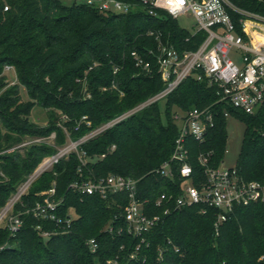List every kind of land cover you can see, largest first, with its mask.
Returning <instances> with one entry per match:
<instances>
[{
  "label": "trees",
  "instance_id": "1",
  "mask_svg": "<svg viewBox=\"0 0 264 264\" xmlns=\"http://www.w3.org/2000/svg\"><path fill=\"white\" fill-rule=\"evenodd\" d=\"M69 1L65 5L60 0H0V210L42 160L56 154L68 139L80 140L164 88L156 64L150 72L142 71L135 66L133 51L156 50L162 41L183 54L196 49L205 37L203 32L193 35L181 28L162 9L150 14L141 0H124L132 4L127 14ZM229 1L239 10L264 17V0ZM229 12L242 33V15ZM8 66L15 69L17 84L7 83ZM219 98L206 78L189 77L163 101L81 144L78 151L85 153V164L77 152L59 160L14 205V214H21V228L12 235L0 227V264H264V203L236 207L219 227L213 209L202 213L198 205L172 207L164 215V205H157L162 194L176 199L181 193L176 169L173 179L156 173L175 149L176 109L211 106L214 114L204 142L187 138L194 184L205 180L200 154H210L211 167L223 161L228 138L225 113L246 127L237 170L246 181L264 182V112L249 115L218 102ZM35 107L47 112L45 126L29 119ZM53 133V146L42 141L23 148V153H3L25 138L45 139ZM111 174L136 179L146 213L161 215L142 238L128 232L126 194L102 198L70 187L77 180ZM52 188V198L60 201L59 222L37 219L31 212ZM45 232L50 234L46 238ZM90 239L99 244L95 252L88 245Z\"/></svg>",
  "mask_w": 264,
  "mask_h": 264
},
{
  "label": "built area",
  "instance_id": "2",
  "mask_svg": "<svg viewBox=\"0 0 264 264\" xmlns=\"http://www.w3.org/2000/svg\"><path fill=\"white\" fill-rule=\"evenodd\" d=\"M76 1L105 13L127 14L132 8V4L124 0ZM141 2L149 6L150 14H155L156 9H162L177 19L181 15L190 13L197 22L196 29L191 33L193 35L205 33L203 41L196 49L183 54L162 41H159L156 50L149 49L144 54L137 51L131 53L135 66L142 71L150 72L153 63L156 64L157 71L165 84L164 88L134 108L94 129L80 140L58 148L56 154L44 158L34 173L0 210V227L7 228L12 235L23 223L21 214H14L13 207L42 173L50 171L54 164L68 157L71 152H77L81 163L85 164L87 162L85 153L78 151L81 144L111 129L143 108L163 101L189 77L199 81L206 78L211 86L217 88L220 97L218 102L249 115L264 112V17L239 10L229 0H141ZM7 9L6 7L5 10ZM230 10L242 15L240 19L242 33L237 32ZM232 54L235 55V59L232 58ZM149 56H152L153 62L149 60ZM11 68L8 66L5 69ZM225 116L228 118L230 115L225 113ZM173 119L179 129L175 149L170 159L163 163L156 173L173 179L176 169L181 180V193L176 199L173 194L166 193L158 198L157 205L165 207L164 215L168 214L172 207L180 209L198 205L202 207V213L207 209L217 212L216 227H219L231 218L236 207L264 203V182L246 181L236 167L209 166L210 154H200L199 161L205 167V180L199 185L194 184L192 166L188 161L187 138H193L200 143L206 140L209 128L214 125L211 106L191 110L176 109ZM86 124L91 125L90 122ZM42 141L44 139H36L34 143ZM137 184L136 179L111 174L77 180L70 187L82 194H97L102 198L115 193L126 194L128 204L124 208V213L128 232L142 238L161 221V215L149 216L146 213V202L138 198ZM42 195L46 197L42 202H38L31 212L37 219L59 222L56 210L60 201L52 198L55 195V188ZM167 202L169 203L166 206ZM49 235L47 232L42 233L45 238ZM88 245L92 252L99 247L95 239H90ZM261 260L264 261V255ZM107 264L117 263L108 261Z\"/></svg>",
  "mask_w": 264,
  "mask_h": 264
},
{
  "label": "rangeland",
  "instance_id": "3",
  "mask_svg": "<svg viewBox=\"0 0 264 264\" xmlns=\"http://www.w3.org/2000/svg\"><path fill=\"white\" fill-rule=\"evenodd\" d=\"M63 4L68 5L70 4L69 0H60ZM177 22L180 25L181 28L186 29L190 32L194 31L196 29V20L195 18L189 13L185 15H181L177 18ZM233 59H235V55H231ZM239 61V60H237ZM4 74L6 76L7 83L9 85L17 84V76L16 71L14 68H11L10 70L5 69ZM21 95L24 101L28 100V95L25 90V88H21ZM29 119L39 125V126H45L48 122L47 112L40 107H35L32 109ZM0 127L2 128V124L0 122ZM245 125L240 120L229 116L227 119V143H226V150L227 152L224 155L223 161L221 163L222 167L225 168H233L237 166L239 153L242 146V141L244 137L245 132ZM36 139L32 138H25L22 143L18 146H15L13 149L5 151L3 153H14V152H20L23 153L24 149L27 148L30 144H33ZM45 142H47L50 145H54L55 143V134L53 133L50 137L44 139ZM74 141H71L68 139L66 146L72 144ZM24 148V149H23ZM42 163V162H41ZM40 163V164H41ZM39 164V165H40Z\"/></svg>",
  "mask_w": 264,
  "mask_h": 264
}]
</instances>
